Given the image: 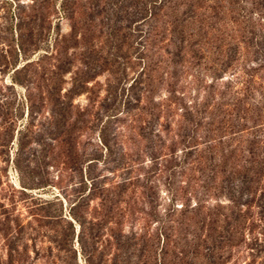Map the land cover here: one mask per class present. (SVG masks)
I'll return each instance as SVG.
<instances>
[{"label": "rangeland", "instance_id": "1", "mask_svg": "<svg viewBox=\"0 0 264 264\" xmlns=\"http://www.w3.org/2000/svg\"><path fill=\"white\" fill-rule=\"evenodd\" d=\"M160 1L0 0V264H155L164 231L170 237L167 264H264V180L251 197L244 190L239 199L245 204L232 206L229 196L238 191L243 168L234 167L229 152L239 135L227 134L208 150L202 120L211 117L210 109L197 131L207 142L195 143L204 157L201 182L186 169L180 178L189 184L180 186L176 174L166 187L151 166L150 156L170 154L174 133L191 132V118H201L194 111L208 98L209 76L221 77L209 98L219 101L226 87V100H243L260 112L255 124L251 114L245 125L239 118L237 128L247 129L243 141L261 138L254 131L264 126L258 75L246 95L241 65L213 73L205 61L193 69L176 63H184L186 40L204 49L206 38L225 29L222 21L205 19L209 8L196 14L184 0H167L165 7ZM201 13L207 14L191 20ZM177 31L185 34L184 44ZM214 65L220 68V62ZM170 91L180 99L168 102ZM181 108L189 113L180 116ZM232 109L224 105L216 121L226 125L225 112ZM172 148L181 156L180 145ZM93 158L99 162L91 166ZM193 158L181 160L176 173L181 166L194 168ZM210 162L218 166L214 182ZM88 175L120 201L97 231L92 223L104 214L99 195L73 207L90 190ZM188 185L205 197L197 217L189 212L177 231L179 213L171 209L181 210ZM186 203L195 206V197Z\"/></svg>", "mask_w": 264, "mask_h": 264}, {"label": "trees", "instance_id": "2", "mask_svg": "<svg viewBox=\"0 0 264 264\" xmlns=\"http://www.w3.org/2000/svg\"><path fill=\"white\" fill-rule=\"evenodd\" d=\"M209 1L210 0H184V4H186V6L189 7V9L193 10L196 14L198 10L206 12L207 8L211 9V14H209L208 16L205 17L207 13H201L200 15L194 16L191 20L198 21L203 19L204 17L207 20H212L213 17H215V19H217L218 21H222V27L225 29L222 31H220L219 29L217 32H215L218 35L217 36L213 35L211 39L206 38L205 40L206 47H204L205 50L203 48H198V49L195 48L196 42H194V40L193 41L186 40L185 42V38H186V36H184L185 34L182 35L180 34V32L177 31V37L179 39V43L182 42L181 44H184L185 42L184 46L188 50L186 56L188 61L186 60V58H183L185 59L184 63H182V61L180 60H178L176 63H178L182 67V69H185L186 67L193 69V67L196 64L198 63L200 64L201 62L205 61L206 62L205 67L209 65L206 70H210V71L213 70V73L216 71L224 72V70H226L227 67L232 66V63L236 64V66L241 65L243 73L248 77V80L244 88V91L247 95V93L250 92L251 84H253L252 81L254 76L256 75L259 76L260 79L258 83L259 87L264 82V0H211L213 5H210ZM167 2H168L167 0L164 1L161 0L159 5L165 7V4ZM153 16L156 17V14ZM174 23H176V21ZM210 23H212V21H210ZM172 25L173 23L171 24V26ZM159 34H161V32L156 33L154 37L157 38ZM206 34H208V32H206ZM204 37H206V35ZM182 46L183 45H181V50L179 49V53L183 49ZM204 52H208L211 54L210 58H212L213 62H209L208 64L207 62L208 60L204 57L205 54ZM177 55H178V51H177ZM220 58H222V60H220ZM241 58L243 59L242 61L240 60ZM180 59H182V57ZM216 61L217 63L220 62L219 69L217 68V66L214 65ZM209 77H210V81H208L209 83H206V86L204 87V90L208 89V96H207L208 98L204 100V103H202V105H200L199 108L197 107L195 108L194 114L195 117L197 115L201 116L208 109H210L209 114L211 115V117L207 118L205 122L202 120L203 116H201V118L199 119L196 118L195 120L191 118V121L188 123L189 126L191 125L189 127L190 128L189 130H191V132H189L188 129L187 131L186 129H184L175 132L174 139L172 140L170 146H168V151L170 154H162L159 156H154L153 154L152 156H150L152 157L150 158L151 166L156 168L155 169L156 175L164 179V183L166 187H170L171 184L175 183L174 178L176 174L179 175V178L182 177L185 174L184 171L186 169L197 173L198 174L197 180L201 182V180L204 177L203 176L204 175L203 168L205 165L203 164L204 157L201 153V150L199 149V145L195 144L198 140L201 141L203 140L207 142L205 139L206 137L203 138L201 134L200 135L197 134L199 128L202 127L201 120L204 123V126L206 127V128L202 127V131L203 132L207 131L209 135L208 136L209 141L207 142L208 150H211V148L214 149L215 146L221 144L222 137L226 136L227 134H231L234 136L239 135L238 138H236L237 142L235 148L231 149V151L229 152L230 157L234 158L235 160L234 167L238 166L239 168H243V178L242 180L237 181L238 191H232L231 195L229 196L230 197L229 200L232 203V206H234L235 208L236 207L239 208L240 205L245 204V203H241L239 199L242 196L244 190H246L247 194L250 195L251 197V195H253L252 192L257 190V188L254 187V185L255 186L259 185L258 183L264 180V151H263L264 147L257 148V146H259L258 144L264 145V126L262 127L263 129L254 131L255 133L259 132V135L260 133H262L261 138L260 137L257 138L258 136H256V134H253V137L250 140L243 141L244 138L243 133L247 132V129L242 128L245 126H241L240 128H237L240 120L239 118L242 119V122H244L245 125L248 122L246 119L248 114L249 115L251 114V117L255 118L253 121L254 124L255 122H258V120L261 119L262 116L260 112L256 113L254 111H251L252 109L248 108L247 104L243 103L244 102L243 100L237 99L236 102L234 100L236 98L234 99L232 98L231 101L226 100L224 98L225 90L227 89L226 87H224V89H222L219 92L220 95L219 101H215L213 98H209V95H211L212 92L211 91L212 88L216 87V81L221 78V77L216 78L213 76H209ZM181 97H183V95ZM262 97L264 100V93L262 94ZM177 99L180 98H178V96H174V92L170 91V97L167 98V101L169 100L168 102H170L171 100H177ZM245 99L247 100V98ZM211 101H213L214 104H211ZM233 102L235 104H232ZM224 105H232L233 108L231 111L225 112V115L229 117L228 123L226 125L223 124L224 120L216 121L217 119L216 114L220 113L221 111L220 109H222ZM241 108H243V110H241ZM254 109L256 111L259 110L258 107ZM180 113H182L180 116H183L189 113V111L187 108L186 109L183 108ZM235 121H237V123ZM254 127L255 125L251 126V128ZM257 139H259V141H255ZM100 140H101V144L106 149L105 156L108 157L110 150L107 148L105 138L101 136ZM210 141L214 142L211 143L213 145L210 144ZM176 145L177 146L180 145L182 147L181 156L174 155V153L177 151H173L172 147ZM159 149H161V146ZM259 149L262 152L261 151L258 152ZM167 155H169V158L164 160V157H166ZM192 156H194L193 159L197 163L196 166L190 169L189 166L183 168L181 166L179 167L181 168V171H179V173H176L174 168L180 165L179 162L181 160L185 161L187 159H191ZM98 162H99V158H93V161L92 163H90V165L93 166L92 164H96V163L98 164ZM208 167H209V172H211L210 179L214 182V178L217 176L218 166L214 162H210L208 164ZM18 171L20 172V170ZM97 180L98 179L96 177H93L92 175H88V177H86V182H88V184L90 185V190L87 195H83L80 198V200L73 206L75 207L77 205L82 206L86 203L88 204V200L90 197L99 195L100 197L99 205L101 206V208H103L104 214L101 218L96 220L95 224L92 223V226L93 227L95 226L96 231L99 230V227L102 226L104 222L106 223L107 221H109V219L112 218L113 210H114L113 208L114 206H117L118 203L120 202V201L118 202V200L116 201L115 198L111 197L112 194L108 193V190L104 188V186L99 188V186H97L98 185ZM148 181L149 178H147V184L149 183ZM124 183L121 184V186H125L127 184L126 182ZM177 183L178 184L180 183L179 184L180 186L187 185L189 184V179L188 182L187 181L184 182L180 178V181ZM176 189L179 191L181 190V187L178 186ZM189 189L191 190V192H189L190 191ZM177 190H175L176 192L172 193L173 199L171 201L173 200L175 201L177 199V194H175L177 193ZM204 194L205 193H201L198 190L191 189L190 185H188L187 189L186 187H184L183 195L184 197H186V200L184 203H182L181 210H177L176 207L175 208L173 207V209H171L173 210L172 213L175 212L179 213L178 216L180 219L176 221V228L178 229L177 231H180L182 229L183 222L185 221V219L189 218L188 216L190 215V213L193 216L197 217L196 215H198L199 210L202 207L201 206L202 202L204 201V197H205ZM192 196L195 197L196 204L193 207H189L191 204L190 203L187 204L186 201H188V197L190 200ZM171 210L168 209L167 212L169 213V211ZM260 217L261 220L262 219L264 220V216L261 215ZM72 218L74 220H77V217L73 213H72ZM118 220L119 218H116L115 225H120V222ZM160 237L163 240V246L160 250L161 255H157V258H155V264L156 263L167 264L168 262H166L165 259L168 257V254L167 251H165V247H167L169 243V238H170L169 233L164 231L163 233L160 234ZM185 257L186 255H184V257L180 256L179 258L180 262Z\"/></svg>", "mask_w": 264, "mask_h": 264}]
</instances>
